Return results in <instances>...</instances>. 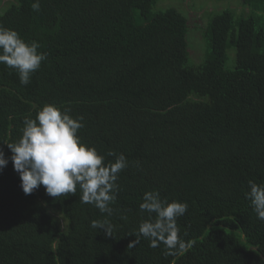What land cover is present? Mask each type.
<instances>
[{
  "label": "trees",
  "instance_id": "obj_1",
  "mask_svg": "<svg viewBox=\"0 0 264 264\" xmlns=\"http://www.w3.org/2000/svg\"><path fill=\"white\" fill-rule=\"evenodd\" d=\"M160 1L39 0L34 11L35 0H6L0 25L37 41L47 59L27 85L0 64V147L9 158L0 171V264H264V220L245 195L249 181L264 184V0H243L247 14L209 15L198 62L190 17L155 10ZM47 103L84 117L78 135L105 163L113 151L127 158L111 216L82 203L79 186L59 198L42 185L24 194L4 142H18L24 119ZM152 190L187 203L177 218L185 252L167 255L144 237L129 247ZM104 219L112 236L91 227Z\"/></svg>",
  "mask_w": 264,
  "mask_h": 264
},
{
  "label": "clouds",
  "instance_id": "obj_2",
  "mask_svg": "<svg viewBox=\"0 0 264 264\" xmlns=\"http://www.w3.org/2000/svg\"><path fill=\"white\" fill-rule=\"evenodd\" d=\"M39 11V0L31 5ZM37 41L26 42L17 30L0 25V64L16 69L20 83L27 85L31 74L37 71L47 54L39 52ZM71 109L53 104H45L36 117L24 119L22 136L18 142L7 143L14 170L20 175L21 188L25 195L32 194L41 185L50 197L59 198L76 194L79 186L80 201L92 204L101 213L111 216L119 186L116 181L121 170L127 167L123 153L114 151V162L105 163V156L95 146L82 142L78 130L83 127L82 115L73 117ZM9 163L0 147V171ZM250 191L245 195L250 199L258 219L264 220V184L249 181ZM140 211L147 212L148 218L140 223L136 240L129 244L134 247L140 237L149 239V246L159 247L161 243L168 249L167 255L183 253L191 244L180 237L177 218L187 211V203L161 199L158 190L144 193ZM153 214H155L153 216ZM126 219V217H124ZM91 227L103 229L106 236L113 235L114 226L108 219L93 220Z\"/></svg>",
  "mask_w": 264,
  "mask_h": 264
},
{
  "label": "rangeland",
  "instance_id": "obj_3",
  "mask_svg": "<svg viewBox=\"0 0 264 264\" xmlns=\"http://www.w3.org/2000/svg\"><path fill=\"white\" fill-rule=\"evenodd\" d=\"M5 7L6 0H2L0 11L4 10ZM170 7L183 10L190 17L191 32L188 33L190 35L188 38L193 62H198L204 58L205 44L202 40V31L206 27L209 15L224 9H232L237 14L241 11L245 12L243 14L249 12L248 8H244L243 0H161L155 10H166ZM229 54L234 55L235 51L231 49Z\"/></svg>",
  "mask_w": 264,
  "mask_h": 264
}]
</instances>
